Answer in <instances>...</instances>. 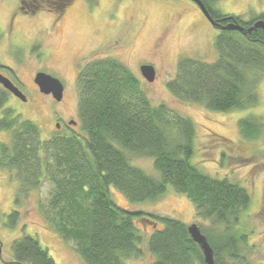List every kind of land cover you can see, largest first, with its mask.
Wrapping results in <instances>:
<instances>
[{"label":"trees","instance_id":"trees-1","mask_svg":"<svg viewBox=\"0 0 264 264\" xmlns=\"http://www.w3.org/2000/svg\"><path fill=\"white\" fill-rule=\"evenodd\" d=\"M200 1L210 7L214 0ZM215 11L221 26L233 22ZM235 18L245 28L253 22ZM260 18L264 20V15ZM218 32L213 43L218 57L212 62L181 58L167 87L180 101L196 102L212 111L252 106L258 78L250 73L264 71L263 30ZM77 86L78 132H56L43 139L35 123L3 109L0 129L8 131L9 142L0 143V168L14 171L24 189L37 185L43 174L50 178L56 228L75 241L80 259L85 264H125L140 255L139 245L145 240L153 255L149 264H204L185 223L120 207L110 192L115 188L136 202L154 199L171 186L194 203L198 217L225 225L221 233L204 235L215 264H236L237 247L246 241V234L234 227L250 205V192L228 177L203 172L192 162L194 122L164 104L153 105L132 71L113 58H95L81 65ZM6 99L0 87V109ZM258 121L241 118L238 124L243 135H256ZM131 157L151 158L155 173L134 166ZM8 217L13 226L17 212ZM76 220L81 224H75ZM136 221L146 231L145 225L151 227L146 238ZM11 251L19 264H56L30 234L15 238Z\"/></svg>","mask_w":264,"mask_h":264},{"label":"rangeland","instance_id":"rangeland-1","mask_svg":"<svg viewBox=\"0 0 264 264\" xmlns=\"http://www.w3.org/2000/svg\"><path fill=\"white\" fill-rule=\"evenodd\" d=\"M194 3L72 0L62 12L43 10L25 15L17 9L19 0H0V71L19 86L28 100L22 102L7 96L0 117L3 109H8L21 120H31L43 139L56 132H78L77 76L81 65L106 57L122 62L140 81L153 105L164 104L194 122L192 162L213 177H228L249 190L250 205L234 227L246 234V241L238 244L235 263L264 264V71L250 73V77L258 78L256 104L243 109L212 111L174 96L167 83L174 78L181 58L212 62L218 57L213 43L219 32L204 19L202 10L193 7ZM210 6L223 16L234 15L243 21L260 20L264 15V0H214ZM42 8L51 7L43 2ZM143 64L154 67L153 81L141 75ZM38 71L62 80L65 87L61 101L38 90L33 82ZM245 117L259 120L258 132L252 137L244 136L240 130L238 122ZM68 120L75 123L68 127ZM55 122H61L62 128H55ZM1 142H9V133L3 129ZM131 162L147 174L155 173L149 157H131ZM52 190L53 184L46 174L41 175L37 185L24 189L14 171L0 168V259L5 261L0 260V264H16L11 242L23 234L36 237L56 264H85L75 251V241L56 228L57 210L50 205ZM110 192L120 207L170 216L186 226L197 224L205 235L225 229L224 224L214 225L210 219L198 217L194 203L171 186L154 199L136 202L115 188ZM12 211L18 215L13 226L8 217ZM76 223L81 224L79 220ZM136 226L145 238L151 233L149 225H145L147 231L141 222ZM139 246L140 255L125 264H149L153 260L145 240Z\"/></svg>","mask_w":264,"mask_h":264},{"label":"water","instance_id":"water-1","mask_svg":"<svg viewBox=\"0 0 264 264\" xmlns=\"http://www.w3.org/2000/svg\"><path fill=\"white\" fill-rule=\"evenodd\" d=\"M202 10L203 14L206 16L208 21L212 26H216L218 24V29L224 30V29H230V30H239L244 33H249L254 29L261 28L263 30L264 34V20H256L252 23V25L245 28L244 26H241L237 22H228L226 25L221 26L217 21H215L207 12L204 5L200 0H193ZM222 19H234L232 15L229 16H223ZM140 72L141 75L149 82L154 80L155 76V69L150 64H143L140 66ZM34 83L37 85L38 90L43 94H51L52 97L56 101H60L63 94V84L61 81L55 77L52 76L49 73L38 71L35 73L33 78ZM0 85L10 91L13 95L18 97L21 101L25 102L27 99L25 95L19 90L12 81L2 73H0ZM69 123H75V121H70ZM187 233L192 239L194 243H196L201 250L203 262L204 264H215L214 263V257H213V249L210 246L206 236L201 232L199 226L197 224H191L187 225L186 227Z\"/></svg>","mask_w":264,"mask_h":264},{"label":"flooded vegetation","instance_id":"flooded-vegetation-1","mask_svg":"<svg viewBox=\"0 0 264 264\" xmlns=\"http://www.w3.org/2000/svg\"><path fill=\"white\" fill-rule=\"evenodd\" d=\"M72 0H19V5L17 7V9H19L23 14L25 15H28L30 13H38L40 11H43V10H49V11H52V12H55L57 13V11H63L64 9H66V7L71 3ZM43 2L47 3L49 7L51 8H42L43 7ZM194 2V1H193ZM194 8H197L198 10H201V8L196 4L194 3L193 5ZM205 9L207 10V12L210 14V16L215 20V21H218V17L215 16L213 14V9L212 7H207L205 6ZM198 12V11H197ZM200 15V14H199ZM224 14H220L218 13V16L219 17H223ZM16 16V14L14 16H12L11 19H14V17ZM201 16V15H200ZM202 16L204 17V19L207 20V18L205 17V15L202 13ZM236 21L237 23L240 21L238 18L236 19H233V22ZM12 22V20H10V23ZM209 22V21H208ZM255 22V20L253 21ZM252 22V23H253ZM10 28V27H8ZM11 29V28H10ZM215 29H217L218 31H220V29H218V24L215 26ZM1 67V66H0ZM1 70V68H0ZM0 73H2L4 75V73L2 71H0ZM6 76V75H5ZM9 78V77H8ZM10 79V78H9ZM59 79V78H58ZM11 80V79H10ZM61 81V83L63 84L62 80L59 79ZM12 81V80H11ZM34 82V81H33ZM12 83L20 90L19 86L12 81ZM1 88H3L1 85H0ZM64 84H63V89H64ZM4 89V88H3ZM6 91V94L9 98H15L17 100H20L18 97H16L15 95H13L10 91L4 89ZM22 92V91H21ZM64 94V93H63ZM63 94H62V98H63ZM45 95H50L52 96L51 94H45ZM61 98V100H62ZM60 100V101H61ZM21 101V100H20ZM23 102V101H22ZM25 102H28V100H26ZM70 121L72 120H68L66 121V126L69 127L70 124H74V123H69ZM55 128H62V124L61 122H55L54 124ZM0 245H1V242H0ZM1 260V259H0ZM15 263H17L14 259H12ZM3 261V260H1ZM5 262V261H3ZM8 262V261H7ZM11 262V261H9ZM19 264V263H17Z\"/></svg>","mask_w":264,"mask_h":264}]
</instances>
